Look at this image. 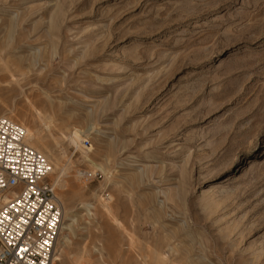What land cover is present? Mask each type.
Wrapping results in <instances>:
<instances>
[{
  "label": "rangeland",
  "instance_id": "1",
  "mask_svg": "<svg viewBox=\"0 0 264 264\" xmlns=\"http://www.w3.org/2000/svg\"><path fill=\"white\" fill-rule=\"evenodd\" d=\"M1 116L42 137L55 264H264V0H0Z\"/></svg>",
  "mask_w": 264,
  "mask_h": 264
},
{
  "label": "built area",
  "instance_id": "2",
  "mask_svg": "<svg viewBox=\"0 0 264 264\" xmlns=\"http://www.w3.org/2000/svg\"><path fill=\"white\" fill-rule=\"evenodd\" d=\"M50 175L48 159L28 144L26 129L1 116L0 264H53L63 207Z\"/></svg>",
  "mask_w": 264,
  "mask_h": 264
},
{
  "label": "bare ground",
  "instance_id": "3",
  "mask_svg": "<svg viewBox=\"0 0 264 264\" xmlns=\"http://www.w3.org/2000/svg\"><path fill=\"white\" fill-rule=\"evenodd\" d=\"M19 115H23V114H21V113H19ZM24 116V115H23ZM26 129V128H25ZM93 130H94V127L92 126V127H90L89 129H88V133H89V135H91V134H93ZM26 131H27V134H28V144L32 147V148H34L35 150H37L38 152H42V150L40 149V147H39V145H42V144H44L43 143V140H42V137H41V135L40 134H33L32 132H31V130L30 129H26ZM89 137V136H88ZM29 140L30 141H35V143H33V142H30L29 143ZM70 143H71V145H73V146H75L76 147V149H80L81 148V145H82V143L84 142V136H83V134H82V132H80L79 130H74L73 132H72V137L70 138V141H69ZM41 154H43V153H41ZM84 155H86V154H84ZM87 157V156H86ZM47 158V157H46ZM88 159V158H87ZM50 163V162H49ZM50 166H51V164H50ZM53 172V169H52V166H51V173ZM6 200L7 199H5L4 201H3V203H5L6 202ZM105 210L108 212L109 211V207H108V205H105ZM111 211V210H110ZM110 211H109V214H110ZM65 218H66V211L64 210V212H63V219L65 220ZM65 224V223H64ZM63 227V226H62ZM65 228V227H64ZM63 228V229H64ZM61 261V259L57 256V255H55V258H54V262H53V264H55L56 262H60Z\"/></svg>",
  "mask_w": 264,
  "mask_h": 264
}]
</instances>
